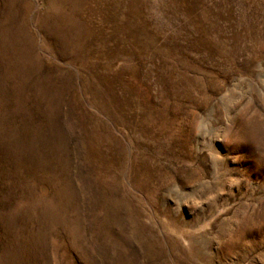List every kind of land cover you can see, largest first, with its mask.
I'll list each match as a JSON object with an SVG mask.
<instances>
[{"label": "rangeland", "instance_id": "1", "mask_svg": "<svg viewBox=\"0 0 264 264\" xmlns=\"http://www.w3.org/2000/svg\"><path fill=\"white\" fill-rule=\"evenodd\" d=\"M0 264H264V0H0Z\"/></svg>", "mask_w": 264, "mask_h": 264}]
</instances>
